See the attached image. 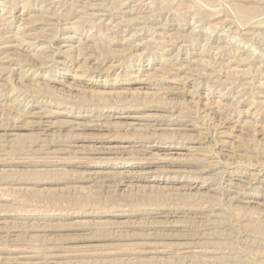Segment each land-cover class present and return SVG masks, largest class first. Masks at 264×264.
I'll use <instances>...</instances> for the list:
<instances>
[{"label":"rangeland","instance_id":"1","mask_svg":"<svg viewBox=\"0 0 264 264\" xmlns=\"http://www.w3.org/2000/svg\"><path fill=\"white\" fill-rule=\"evenodd\" d=\"M0 264H264V0H0Z\"/></svg>","mask_w":264,"mask_h":264}]
</instances>
